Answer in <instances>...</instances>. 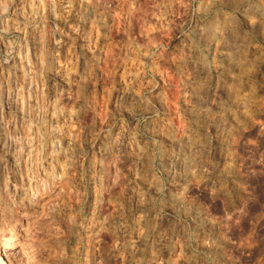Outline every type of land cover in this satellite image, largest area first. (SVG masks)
Here are the masks:
<instances>
[{
  "label": "rangeland",
  "instance_id": "rangeland-1",
  "mask_svg": "<svg viewBox=\"0 0 264 264\" xmlns=\"http://www.w3.org/2000/svg\"><path fill=\"white\" fill-rule=\"evenodd\" d=\"M217 25L247 46L228 83L213 72V104L254 100L205 122L175 60ZM0 255L264 264V25L234 0H0Z\"/></svg>",
  "mask_w": 264,
  "mask_h": 264
},
{
  "label": "clouds",
  "instance_id": "clouds-1",
  "mask_svg": "<svg viewBox=\"0 0 264 264\" xmlns=\"http://www.w3.org/2000/svg\"><path fill=\"white\" fill-rule=\"evenodd\" d=\"M170 2H180L183 0H170ZM240 15L249 20L253 26L257 23L264 25V0H234ZM190 43L185 45L188 49L185 52L180 50V54L176 57V64L179 69L178 75L182 77L181 87L183 88L184 99L188 103L189 108L196 110L198 107L199 113L203 121L215 115L220 121H227L233 114V110L239 112H246L247 107L250 106L254 97H247L245 100H238L233 102L232 96L228 94H221L215 97V104H213V92L216 89V83L213 79V72L217 76L223 77V82H229V76L239 67L244 66L243 53L247 44H238L231 35H228L224 28L217 25L211 31L205 27L200 34V42L187 34ZM222 46V54L217 55V49ZM154 48L164 49L165 45H153ZM143 55L149 56L154 60H166L167 57L163 51L145 52ZM191 62L194 65L193 72L190 74L186 65ZM155 69L153 68V72ZM154 78V76H153ZM243 77L237 75L235 80L231 83L235 86ZM158 84H153L152 88H158ZM243 95L248 90L247 82L241 85ZM216 109L214 112L213 109ZM197 125L201 123L198 119L195 121ZM212 140V132L205 126L204 128V143L210 146ZM201 143V139L195 136H189V144L196 147ZM186 168L191 172L195 171L196 163L192 158L185 159Z\"/></svg>",
  "mask_w": 264,
  "mask_h": 264
},
{
  "label": "bare ground",
  "instance_id": "bare-ground-1",
  "mask_svg": "<svg viewBox=\"0 0 264 264\" xmlns=\"http://www.w3.org/2000/svg\"><path fill=\"white\" fill-rule=\"evenodd\" d=\"M89 14V13H87ZM102 28V27H101ZM103 29V28H102ZM10 245V244H9ZM74 257V256H73ZM7 258H5L3 255H0V264H9V262L6 260ZM72 262V261H71Z\"/></svg>",
  "mask_w": 264,
  "mask_h": 264
}]
</instances>
